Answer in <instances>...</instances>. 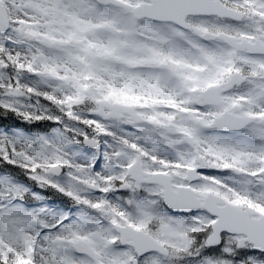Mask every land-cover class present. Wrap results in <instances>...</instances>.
Wrapping results in <instances>:
<instances>
[{
    "label": "snow or ice",
    "instance_id": "obj_1",
    "mask_svg": "<svg viewBox=\"0 0 264 264\" xmlns=\"http://www.w3.org/2000/svg\"><path fill=\"white\" fill-rule=\"evenodd\" d=\"M0 264H264V0H0Z\"/></svg>",
    "mask_w": 264,
    "mask_h": 264
}]
</instances>
